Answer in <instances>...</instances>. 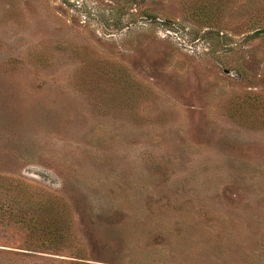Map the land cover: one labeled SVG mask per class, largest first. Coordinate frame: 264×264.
<instances>
[{
  "label": "rangeland",
  "instance_id": "obj_1",
  "mask_svg": "<svg viewBox=\"0 0 264 264\" xmlns=\"http://www.w3.org/2000/svg\"><path fill=\"white\" fill-rule=\"evenodd\" d=\"M264 0H0V264H264Z\"/></svg>",
  "mask_w": 264,
  "mask_h": 264
},
{
  "label": "water",
  "instance_id": "obj_2",
  "mask_svg": "<svg viewBox=\"0 0 264 264\" xmlns=\"http://www.w3.org/2000/svg\"><path fill=\"white\" fill-rule=\"evenodd\" d=\"M256 35H263L264 34V29H261V30H257L255 32Z\"/></svg>",
  "mask_w": 264,
  "mask_h": 264
},
{
  "label": "trees",
  "instance_id": "obj_3",
  "mask_svg": "<svg viewBox=\"0 0 264 264\" xmlns=\"http://www.w3.org/2000/svg\"><path fill=\"white\" fill-rule=\"evenodd\" d=\"M254 36H256V34Z\"/></svg>",
  "mask_w": 264,
  "mask_h": 264
}]
</instances>
